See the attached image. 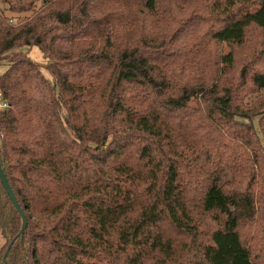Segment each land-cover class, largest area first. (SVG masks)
<instances>
[{"label":"trees","instance_id":"16d2710c","mask_svg":"<svg viewBox=\"0 0 264 264\" xmlns=\"http://www.w3.org/2000/svg\"><path fill=\"white\" fill-rule=\"evenodd\" d=\"M189 2L0 0V264H264V0Z\"/></svg>","mask_w":264,"mask_h":264},{"label":"rangeland","instance_id":"374dc122","mask_svg":"<svg viewBox=\"0 0 264 264\" xmlns=\"http://www.w3.org/2000/svg\"><path fill=\"white\" fill-rule=\"evenodd\" d=\"M203 1L204 0H190V2L187 5L183 6L184 11L181 12V14L179 15L180 22L182 20H184L185 23L188 24V26L189 25L192 26V24L200 23L202 21H206V20L202 19V17L200 15H197L194 19L190 20V17L193 15V13H196V14L200 13V12H195V11L197 10V7L199 6V4L202 3ZM1 9L5 13V15L9 16L10 18L13 17L14 20L17 18L26 17L29 15V13H19V14L13 13L8 9V7L5 4H1ZM206 25H207V21H206ZM195 26L197 27L198 25H195ZM208 28H209V26L207 25L204 31H206ZM203 34H204L203 32H197L196 35H194V38L195 39L203 38ZM255 37H257V36L255 35ZM23 51L26 52L34 62H37L38 64L42 65L43 67L45 65L49 64V62H50L49 58L45 54H43V52L37 47H34L32 49L25 48V49H23ZM217 51L220 53L222 52L224 54H227L229 51H231V48L227 45H223L221 47H218ZM238 53H239L238 58L240 60V62H239V64H240L241 60L246 59L249 56L250 51H246L245 49H243V50H239ZM7 65H8L7 62H3L0 64V75L3 74L7 70V68H8ZM43 73H44L45 77L49 80L50 83L54 82L52 75L50 73H48L45 69H43ZM263 95H264V91L260 94V96H263ZM257 97H259V96L251 97L248 101L249 104L253 103ZM1 99L2 98L0 96V110L6 108L5 104L2 102ZM256 126L258 127V122H256ZM231 179H233V175H228V177L225 178L224 181L227 182V181H230ZM1 203L5 204V202H3V201L1 202V193H0V206H1ZM4 209H7V208L4 207ZM258 223L260 225L261 232L264 231V211H262V213L259 217ZM204 224H205V226L201 229V233H204V235L202 236V240L204 242H206L207 236H208L209 231H210L209 229H211V227L214 226V224L211 223V221H207V220H205ZM253 243H255L258 248H264V232L256 240H253ZM7 246H8V242L4 238V236L2 235V231L0 230V260H1V257H3V255L5 254V250L7 249ZM256 255L259 256V254H256ZM262 256H264V253L262 254ZM262 259L264 260V257Z\"/></svg>","mask_w":264,"mask_h":264},{"label":"water","instance_id":"95a60500","mask_svg":"<svg viewBox=\"0 0 264 264\" xmlns=\"http://www.w3.org/2000/svg\"><path fill=\"white\" fill-rule=\"evenodd\" d=\"M0 180H1L2 184H3V186H4V189L8 193L11 202L13 203V205L16 208V210L18 211V213L20 214V216L23 219V225H22L21 231L19 232V234L16 237V238H18L27 230L29 223H28V219H27L24 211L21 209V206H20V204L18 203V201L16 199L14 191L12 190V188L10 186V183H9V181L7 179L6 174L4 173V170H3L2 166H1V164H0ZM13 244H14V242L10 244V246L8 248V251H7L6 255L4 256L3 264H7V255L10 252Z\"/></svg>","mask_w":264,"mask_h":264},{"label":"built area","instance_id":"2783aa9c","mask_svg":"<svg viewBox=\"0 0 264 264\" xmlns=\"http://www.w3.org/2000/svg\"><path fill=\"white\" fill-rule=\"evenodd\" d=\"M0 96H1V93H0ZM6 106V105H5Z\"/></svg>","mask_w":264,"mask_h":264}]
</instances>
